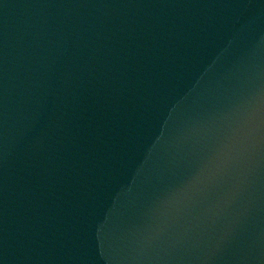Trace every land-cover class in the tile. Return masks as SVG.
I'll use <instances>...</instances> for the list:
<instances>
[{
    "label": "clouds",
    "instance_id": "1",
    "mask_svg": "<svg viewBox=\"0 0 264 264\" xmlns=\"http://www.w3.org/2000/svg\"><path fill=\"white\" fill-rule=\"evenodd\" d=\"M231 160L232 158L228 157V158H225L223 161H222V167H227L229 163H231Z\"/></svg>",
    "mask_w": 264,
    "mask_h": 264
}]
</instances>
